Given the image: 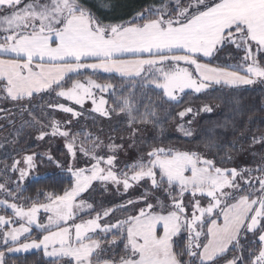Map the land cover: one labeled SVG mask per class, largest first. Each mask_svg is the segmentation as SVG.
<instances>
[{
	"label": "snow or ice",
	"instance_id": "6c2138e0",
	"mask_svg": "<svg viewBox=\"0 0 264 264\" xmlns=\"http://www.w3.org/2000/svg\"><path fill=\"white\" fill-rule=\"evenodd\" d=\"M117 7L0 0V100L18 107L22 129H35L33 146L60 137L68 157L17 150L24 154L0 160V210L11 211L0 214V264L33 250L47 264H264V130H248L258 162L243 168L228 166L236 145L211 133L203 150L164 142L166 125L194 138L197 117L217 107L214 92L264 85V0H158L110 18ZM44 96L46 104L34 103ZM94 113L119 117L128 136L105 142L74 130ZM132 150L135 158L121 161ZM46 163L69 186L39 192L43 201L25 197L24 182L38 181ZM94 184L122 196L140 191L96 207L83 195Z\"/></svg>",
	"mask_w": 264,
	"mask_h": 264
},
{
	"label": "trees",
	"instance_id": "16d2710c",
	"mask_svg": "<svg viewBox=\"0 0 264 264\" xmlns=\"http://www.w3.org/2000/svg\"><path fill=\"white\" fill-rule=\"evenodd\" d=\"M113 3L119 5L115 11L110 15V18L123 17L127 18L129 14L138 9L141 5L147 3H158V0H112ZM226 53L220 54V63L224 62ZM235 62V61H233ZM87 75L91 73H85L82 76H72V80L85 79ZM93 79L99 82L111 81L113 83H119L118 78L113 79L112 75L97 73L93 76ZM70 85L71 81H66ZM153 98H156V94H150ZM105 98H108L105 94ZM50 98L44 96L43 100L37 97L34 101L35 104H46ZM190 101L194 102V105L202 103L201 100H196L194 96L188 97ZM63 102L69 106L80 110L78 106L70 101ZM209 102L217 105L212 113H201L197 117L195 123V137L184 138L182 134L173 131L170 125H166L165 135L167 139L165 143L174 144L177 146L196 147L200 146L203 150V142L209 138V133L217 142L227 143L232 142L236 145L235 148L230 149L233 156V163L228 165L229 167L238 166H253L258 160L253 159L252 153L249 151V141L245 138L249 133V129L255 131L256 129L264 130V85L256 84L251 86H241L239 90H230L223 88L213 93L209 98ZM235 102V103H234ZM112 103V100H109ZM0 108L7 109L8 111L0 112V160H4L6 157L17 158L18 155H23L24 151H32L39 149L40 147H47V143L53 140H61L60 137L52 139L46 138L45 141L38 142L39 146H33L35 143L33 133L34 128H21L22 120L25 117H21L18 111V107L9 101L0 100ZM90 109V108H87ZM57 119L68 118L69 114L62 112L54 113ZM81 127L87 128L89 132L100 135V137L106 140L109 136H127L128 130L124 121L119 117L113 116L111 120L103 117H99L98 114H92V116L81 118V123L75 125L74 130H79ZM241 133L244 136H241ZM258 134V133H257ZM144 135L151 138L154 133L150 128ZM51 143L50 145H52ZM33 146V147H30ZM17 150L20 151L19 153ZM261 151L259 145L256 146L257 155ZM223 155V153H221ZM11 163V159H8ZM55 173H51L41 177L37 180H29L24 184L27 191L24 192L25 197H31L33 199L39 198L44 200L45 197L38 196L41 191H55L62 192V189L69 186V180L66 175L61 176ZM23 203V201H20ZM0 214L11 215V211H1ZM7 264H47V260L43 257L41 252L30 253L25 255H11L7 257Z\"/></svg>",
	"mask_w": 264,
	"mask_h": 264
},
{
	"label": "rangeland",
	"instance_id": "374dc122",
	"mask_svg": "<svg viewBox=\"0 0 264 264\" xmlns=\"http://www.w3.org/2000/svg\"><path fill=\"white\" fill-rule=\"evenodd\" d=\"M78 106V105H76ZM80 108V106H78ZM84 108L87 109V108H91V104L90 102L86 103L84 105ZM125 135V134H124ZM123 136H118L117 134L116 135H113L112 138L114 140H116V142L120 143V142H123L120 137H124ZM128 136V134H127ZM126 136V137H127ZM49 143H47V147H40L39 149H35V150H32V151H37V152H48L49 150L51 151V154L56 156L57 158H59L60 160H66L68 157H67V154H66V149L64 147V142H63V139L61 140H52L50 142V140H48ZM105 142H107V139L105 140ZM51 143H53L52 145H50ZM135 155H136V152L135 150H132L130 151L127 156L125 155H122L120 157L121 161H130L131 159H134L135 158ZM80 164L81 166H83L84 164V161L81 160L80 161ZM59 170L52 164H45L44 167H41L38 169V172H39V175L40 177H43L45 176V173L47 174H51V173H55V172H58ZM29 181V180H27ZM25 181L24 184L27 182ZM24 187V185H23ZM96 190L95 191H92L91 189L89 190V193H85L83 194L84 197L86 199L89 200V202H92L95 204L96 207H100L101 204H103L104 206H110L111 204H119L121 202V200H124V199H127L129 197H135L137 195H139V189H137L136 191H133V190H129V193L127 194V196H122V195H118V194H115L113 193L111 190L109 191H104L103 190V186L102 185H95L93 186ZM0 198H3V194L0 193ZM3 211V210H0V212ZM10 211V210H9ZM42 217H41V220L43 221L45 219V214L42 212L40 214ZM85 218H87L85 216ZM79 222V221H77ZM35 233V232H34ZM37 252L36 250H33L29 253H22V255H25V254H30V253H35ZM46 259V258H45Z\"/></svg>",
	"mask_w": 264,
	"mask_h": 264
},
{
	"label": "crops",
	"instance_id": "0c3cea01",
	"mask_svg": "<svg viewBox=\"0 0 264 264\" xmlns=\"http://www.w3.org/2000/svg\"><path fill=\"white\" fill-rule=\"evenodd\" d=\"M105 74V73H104ZM42 217V216H41ZM34 232L36 233V230L34 229ZM34 233V234H35ZM37 252H39V251H37ZM36 253V252H35ZM16 255H22V254H16ZM9 256H11V255H9Z\"/></svg>",
	"mask_w": 264,
	"mask_h": 264
}]
</instances>
